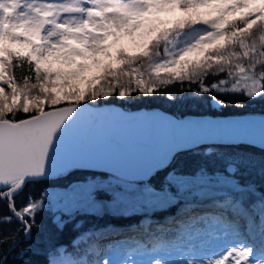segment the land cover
Segmentation results:
<instances>
[{"label":"snow or ice","instance_id":"obj_1","mask_svg":"<svg viewBox=\"0 0 264 264\" xmlns=\"http://www.w3.org/2000/svg\"><path fill=\"white\" fill-rule=\"evenodd\" d=\"M10 6L18 11L8 18ZM177 10L183 18L160 22ZM125 40L132 49L118 47ZM157 93L209 112L136 115L98 103ZM246 102H264V0H0V264H32L27 242L45 213L60 231L104 208L139 222L185 193L196 198L185 207L209 199L218 212L157 225L170 242L127 250L120 264H264V187L241 182L248 160L226 156L224 171L175 168L179 155L210 158L221 144L264 160V116L210 118ZM162 169L158 190L148 181Z\"/></svg>","mask_w":264,"mask_h":264},{"label":"trees","instance_id":"obj_2","mask_svg":"<svg viewBox=\"0 0 264 264\" xmlns=\"http://www.w3.org/2000/svg\"><path fill=\"white\" fill-rule=\"evenodd\" d=\"M121 46V45H120ZM176 95H184L188 96L190 93L187 91L179 92L177 89L179 88L178 84L169 85ZM167 94L166 92L164 93ZM129 98H125V100H117L115 98H110L108 101L98 102L100 105L102 104H114L120 106L124 110H134V109H154L159 108L162 111L169 114H176L177 116L184 113H208L209 109L202 105H196L188 102H177L173 104L172 102L163 98L159 93L154 94L152 97L141 98L133 103H127ZM248 103L244 108L231 107L224 109V112L227 114L225 116H213V117H226V116H235V115H247V114H255L264 116V102H246ZM204 147H207L204 146ZM219 149L218 154L213 155L210 158H206L200 155H197L193 152L183 153L179 155L175 161V168L183 173L191 174L194 173L201 165H208L209 168H212V162L218 161L220 157H226L229 155L233 156H241L243 158H248L250 155L259 156L260 153L247 145H213ZM253 161V160H252ZM257 163L256 169H260L264 167V160H255ZM168 169H162L159 172H156L150 179L149 183H151L154 187H159L163 184L167 186L165 183L163 176L164 173L167 172ZM224 171V168H223ZM259 171V170H258ZM254 174V173H253ZM243 177V176H241ZM76 177L70 176L67 179H61L59 181L53 180V186L50 188H60L61 185L68 184L70 180H74ZM247 182L252 183L255 182L257 185H261L264 187V181H262L259 174L251 175L247 177ZM23 195V194H22ZM23 201L18 199V203H22ZM178 206L172 205L169 206L166 211L164 210L168 216H171V220L168 223H164L167 217L162 214H152V217L147 223L137 222V218L135 217H125L114 215L110 212H104L102 214H78L75 219L71 220L62 231L55 229L54 225L51 222V216L48 213H45L42 217H37V220L42 223L43 227L41 229L33 230V239L28 241L33 251L28 254L26 259H29L32 264H48V260L51 257V252L61 246H66L74 256L80 258L81 256H87V258L92 262V264L96 263L97 252H99L103 245L102 238L106 235H110L112 233V229L115 226H120L121 232H117V234H127L129 238H123L118 242V247L122 246L135 248L142 246L143 243L150 244L155 246L160 243H169V240H165L163 238L164 234L157 231V225H162L164 228H173L176 227V222L174 218L178 216L177 210ZM7 212V209H4ZM218 212L217 205L213 203L211 206V211L206 213H216ZM205 212L199 214H193L192 216H186L181 221L189 220L192 217L202 215ZM132 223V226H130ZM77 225H79L77 227ZM127 227V228H126ZM98 228H102V231L96 232ZM84 232H88L89 234L84 239L82 235ZM169 237L171 233L168 234ZM126 249V248H125ZM91 253L92 255H88ZM124 255V251L120 253ZM10 264H17L15 261H11Z\"/></svg>","mask_w":264,"mask_h":264},{"label":"rangeland","instance_id":"obj_3","mask_svg":"<svg viewBox=\"0 0 264 264\" xmlns=\"http://www.w3.org/2000/svg\"><path fill=\"white\" fill-rule=\"evenodd\" d=\"M18 11V9L14 8V7H8L5 12H4V15L5 17H8V18H11L15 15V13ZM184 16V13L180 12V11H176L175 13H164L162 14L160 17H159V20L161 23L163 24H171L181 18H183ZM118 47H125V48H128V49H132V43L130 40H125L121 43V46L118 45ZM245 160H248V163L247 165H242L241 166V173L243 177H240L241 179V182L242 183H248L247 182V179H246V176L249 178H251V175H255V174H259V168L256 169L257 167V163L256 161H252L248 158H244ZM224 160H225V157H220L218 161H213L212 162V168H210V170H214V169H219L220 171H223V168H224ZM254 173V174H253ZM60 188H49V191L50 192H57L59 191ZM211 197H216L218 195L217 192L213 191L209 194ZM193 199H196L195 197L189 195L188 193H185V196L183 199L180 200L179 203H176V204H162L159 208H157L154 212L150 213L148 216L144 217L141 219V222L143 223H147L150 218L152 217V214H162V213H165L163 212L164 210L166 211V209L169 207V206H172V205H175V206H178V209L176 210L177 211V214L178 216H176L174 218L175 221H181L183 218H185L186 216H192L193 214H199V213H202V212H210L211 211V206L213 205V203L210 202L209 199H203V200H197L196 201V204L197 206L195 207H191V208H188V207H185L186 203H188L189 201L193 200ZM96 212H98L99 214H102L104 212H110V213H113L112 211H109L107 208H104V209H96L94 210ZM114 211H118V210H114ZM84 214V213H82ZM204 214V213H203ZM165 215L167 218L164 221V223H168V221L171 220V216L168 214H163ZM125 217H128V216H125ZM65 219H67V217H65ZM132 226V223L131 225ZM122 227L120 226H115L113 227L112 229V233H110V235H106L105 237L102 238V242H103V245H101L102 249L97 252V257H96V261H102L104 259H109L111 261V264H120L121 260L123 259V256L124 255H121L120 253L124 251V253L127 251V250H131V249H135L134 246L132 247H127V246H122L120 249L117 248L118 247V242L121 241L123 238H129V236L127 234H117V232H121ZM127 228V227H126ZM102 231V228H98L96 230V232H100ZM122 233V232H121ZM89 233L88 232H84L83 235H82V238H86L87 235ZM228 239L230 240L231 239V236L228 237ZM145 246H147V249L150 250L151 247H153L152 245L150 244H147V243H143L142 246H139L138 248L140 250H144L145 249ZM126 248V249H125ZM137 248V247H136ZM51 257L52 258H58V259H66V260H78V259H83L84 256H81L80 258H77L76 256H74V254L66 248V246L64 245H61L57 248H55L52 252H51ZM144 259H147V257H143ZM96 264V263H95Z\"/></svg>","mask_w":264,"mask_h":264},{"label":"water","instance_id":"obj_4","mask_svg":"<svg viewBox=\"0 0 264 264\" xmlns=\"http://www.w3.org/2000/svg\"><path fill=\"white\" fill-rule=\"evenodd\" d=\"M100 107L104 110H113V111H125V112H129L132 114H136V115H142L144 113H151V112H164L159 108H154V109H134V110H124L122 109L120 106L118 105H114V104H102L100 105ZM166 113V112H164ZM168 115H171L169 113H166ZM262 116L260 115H255V114H247V115H235V116H226V117H210L212 119H237V120H259ZM189 118L191 119H199L201 117L199 116H195V115H190Z\"/></svg>","mask_w":264,"mask_h":264}]
</instances>
